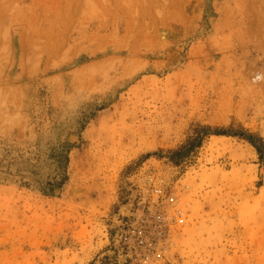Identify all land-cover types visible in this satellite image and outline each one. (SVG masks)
Wrapping results in <instances>:
<instances>
[{
  "label": "rangeland",
  "instance_id": "374dc122",
  "mask_svg": "<svg viewBox=\"0 0 264 264\" xmlns=\"http://www.w3.org/2000/svg\"><path fill=\"white\" fill-rule=\"evenodd\" d=\"M264 0H0V264H264Z\"/></svg>",
  "mask_w": 264,
  "mask_h": 264
},
{
  "label": "trees",
  "instance_id": "16d2710c",
  "mask_svg": "<svg viewBox=\"0 0 264 264\" xmlns=\"http://www.w3.org/2000/svg\"><path fill=\"white\" fill-rule=\"evenodd\" d=\"M186 141L175 150L167 152L169 162L180 163L188 158L195 150L200 148L203 141L209 137H232L247 143L255 152L258 163L264 167V140L256 133L243 129L241 126L229 128H211L209 126L195 125Z\"/></svg>",
  "mask_w": 264,
  "mask_h": 264
}]
</instances>
